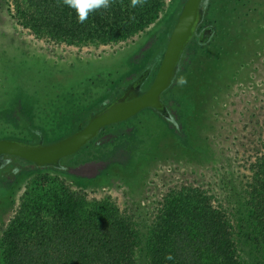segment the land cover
<instances>
[{"label": "rangeland", "instance_id": "obj_1", "mask_svg": "<svg viewBox=\"0 0 264 264\" xmlns=\"http://www.w3.org/2000/svg\"><path fill=\"white\" fill-rule=\"evenodd\" d=\"M5 7V0H0V99L16 84H26L24 77L35 70L53 76L62 71L75 75L68 74V69L80 62L90 67L118 65L120 75L92 97L87 105L90 111L113 99L145 68H150L146 80H152L176 16L163 11L150 27L114 45L68 46L32 37L15 26ZM202 8V26L214 30L207 43L190 39L181 55L185 63L161 99L176 113L175 125L144 110L106 127L105 140L90 142L82 152L63 160L57 171H17L14 165L9 175L0 172V236L25 195L59 184L90 198L108 197L130 217L137 236L135 264L147 263L149 225L168 190L201 186L215 194L229 217L237 214L235 193L243 186L247 162L264 129V14L251 11L264 10V0H251L246 6L233 0H203ZM180 76L187 79L182 87L177 84ZM25 96L13 95L0 110L2 129L8 137L35 141L31 132L36 123L29 112V96ZM83 118L79 113L63 114V134ZM58 136L45 132V141ZM84 159L103 165L96 177L81 175ZM238 249L246 264H262L248 255L247 248Z\"/></svg>", "mask_w": 264, "mask_h": 264}, {"label": "trees", "instance_id": "obj_2", "mask_svg": "<svg viewBox=\"0 0 264 264\" xmlns=\"http://www.w3.org/2000/svg\"><path fill=\"white\" fill-rule=\"evenodd\" d=\"M183 1L147 0L142 7L133 8L130 0H115L107 10L91 13L83 24L61 0H5V10L15 26L38 40L107 46L141 33L163 11L176 15ZM251 11L263 16L255 8ZM117 67L106 66L99 81L91 85L99 90L90 93L99 95L110 85L118 74ZM42 74L49 77L39 79L42 85L33 88L35 91L63 96L78 85V80H67L63 71L58 72L64 75L58 81L49 71ZM3 97L0 105L6 104L9 94ZM34 118L38 123L41 119L48 134L64 132L55 112L43 111ZM245 170L243 186L235 193L237 214L230 217L215 194L201 186L168 190L157 203L149 225L146 264H246L238 249L242 246L264 264V129ZM21 200L1 232L2 264H135V227L108 197L90 198L59 184L41 192L34 189ZM169 254L173 259H165Z\"/></svg>", "mask_w": 264, "mask_h": 264}, {"label": "flooded vegetation", "instance_id": "obj_3", "mask_svg": "<svg viewBox=\"0 0 264 264\" xmlns=\"http://www.w3.org/2000/svg\"><path fill=\"white\" fill-rule=\"evenodd\" d=\"M202 1L203 0H201V3H200V8H201V11H202L201 20L192 29V31L190 33V36L188 37L185 45L182 47V49L180 51V54H179L177 62H176L174 76L172 78V81H171L170 85L160 94L159 100H160L161 107L163 108V111L162 112H158L157 110L151 109V108H146V109L141 110V111L151 110L152 112H154L158 116L162 117L163 120H165V122H169L170 124H173V125H175V120L177 118L176 113L174 111L168 110L169 108H167V106L164 105V103L162 102L161 99H162L163 94L170 87L173 86V84L175 83V80H176V78L178 76V73L181 71V69L183 67V64L185 63V57H181V55H182L184 47L187 45V43L190 41V39H192V38L195 39V41L197 43H205V42L207 43V41H208L207 37L212 33V28L211 27L202 26V23H203L204 17H205V13H204V10L202 8ZM250 1L251 0H239V2H244V3L245 2H250ZM260 12H262L264 14V10H262ZM175 18H176V16H175ZM175 18H174V21H175ZM173 24H174V22H173ZM167 38H168V36H167ZM167 38H166V41H167ZM166 41H165V44H166ZM164 47H165V45H164ZM84 65H85V62L84 63L80 62L79 65L73 66L74 70L71 71V73H70V74L76 73L75 75H66L67 80H70V81L78 80L77 81L78 85L73 86L72 87L73 91L68 93V94H66V95L64 94L63 96L62 95H59V96L53 95L52 92L50 94L48 92L44 93V92H38V91L33 90V88H36L37 86H41L42 85L40 82H37V81H39V79L43 80L45 77H49L48 75H45V76H43V75L40 76L39 75L38 76L36 71L33 74H31V73L30 74H26V76L24 77V79H26V84H24L23 82L19 83L23 87H21L20 85L18 86V84H16L13 87L14 89H12L11 92L8 93L9 94V98L5 101L6 104L5 105H0V110L6 108V105L8 106L9 102L13 98H15L16 96H19L21 93L24 96L25 95L29 96V100L31 102L30 108H29V112L31 111V119H32V121H34L36 123L35 126H34L35 128H32L33 130L31 132V134L36 135V139H35V141H31V140L18 138V137H8V136L4 135V130L2 129L3 128L2 125H3L4 119L0 118L1 119V122H0V140H14V141L30 143V144L40 143L42 145L50 144V143H52L54 141H57L58 139H60L62 137L67 136L68 134L72 133L76 128L83 127L85 125V123H86L87 117L90 114L95 113L96 111L101 109L103 106H105L108 102L112 101L116 96H118L120 94V92L127 85L132 83L140 74H143L144 79L142 80V82L140 83V85L138 87V91L139 92L145 91L147 89V87L149 86V84L151 83V81H152L151 80L149 82L148 80H146V78L148 77L150 68H145L134 79H132L130 82H128L113 99H111L110 101H108L104 105L100 106L98 109L90 111V110H88L89 106H87V105H88V103L90 101H92L91 100L92 97H94L95 94H96V93L91 94L90 90H92V91L95 90L96 92L99 90V86L96 89H93L91 85H92V83H95V82L99 81V77L101 75L99 73L106 69V65L105 66L104 65H99L97 67H94V66L90 67V65H88V66H84ZM144 72H146V73H144ZM118 75H120V74H116L115 77L118 76ZM63 76H60V75L53 76V75H51V78H53L54 80L58 81L60 79H63ZM70 77H72V78H70ZM37 83H39V84H37ZM212 85L213 84H211V86ZM80 88H82V90H80ZM20 89H22V90H20ZM84 91L85 92L87 91V92L85 93ZM101 92H99L97 94L100 95ZM87 93L89 95H87ZM13 95H15V97H13ZM0 103H1V99H0ZM43 111H45V112H47V111L55 112L57 118L60 117L61 121L63 119V114H67L68 115V114L79 113V117L80 118L84 117V118H83V120L81 122H77L75 124L74 129L71 132L65 133V134H63L64 133L63 132L61 135H59L53 141L47 142V141H45V131L42 129V126L40 124L41 123V119H37V120L40 121V123H38V122L35 121L36 119L34 118V114L40 115V113H42ZM141 111H139L138 113H140ZM138 113H136L134 116H132V117H130V118H128V119H126V120H124L122 122H125V121L135 117ZM38 118H40V117H38ZM122 122H119V123H122ZM115 124H118V123H115ZM111 125H113V124H111ZM111 125H108V126H111ZM60 126L62 127V124ZM108 126L100 128L97 131V133L90 140H88L82 147H80L75 153H73L72 155H69V156H66V157H63V158L59 159L55 164H52V165L38 167V166H35L34 164H32L29 161L23 160L21 158L15 157V156L1 155L0 156V172H2V171H3V173L6 172L9 175L10 168H12L14 165H17V166L13 167L17 171H21L22 169L23 170H33V171H42V170L57 171V170H59L58 167H59L60 163L63 160L70 159L73 156H75L76 154L82 152V150L85 149L90 142H94L95 144L100 143L101 140L105 138L106 134L104 132V129L106 127H108ZM85 160L86 159L83 160V162H82L83 164L81 165V170H82L81 175L85 176L86 178H94V177H96L97 174H98V171L103 167V165L100 164V163L93 162L92 160H89V161L88 160L85 161ZM72 165H74V163H72ZM21 166H22V168H21ZM7 178H9V176H7ZM2 183L4 184V179H2Z\"/></svg>", "mask_w": 264, "mask_h": 264}, {"label": "water", "instance_id": "obj_4", "mask_svg": "<svg viewBox=\"0 0 264 264\" xmlns=\"http://www.w3.org/2000/svg\"><path fill=\"white\" fill-rule=\"evenodd\" d=\"M200 3L201 0H184L182 2L153 79L145 91H138V87L144 79L143 74H140L112 101L90 114L83 127H78L67 136L45 145L0 140V156H15L38 167L52 165L59 159L75 153L102 127L122 122L146 108L162 112L160 94L170 85L180 51L192 29L201 20Z\"/></svg>", "mask_w": 264, "mask_h": 264}, {"label": "clouds", "instance_id": "obj_5", "mask_svg": "<svg viewBox=\"0 0 264 264\" xmlns=\"http://www.w3.org/2000/svg\"><path fill=\"white\" fill-rule=\"evenodd\" d=\"M63 5H66L70 9L74 10L77 16L78 23H85L91 13L97 12L101 9L107 10L115 3V0H61ZM147 3V0H130V6L142 7ZM134 19V17H133ZM187 83V79L184 76H180L177 80L178 86H184ZM165 259H173L172 255L169 254Z\"/></svg>", "mask_w": 264, "mask_h": 264}]
</instances>
